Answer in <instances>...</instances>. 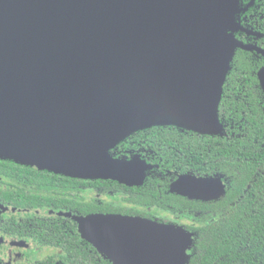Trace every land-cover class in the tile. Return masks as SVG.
Here are the masks:
<instances>
[{
    "label": "water",
    "instance_id": "1",
    "mask_svg": "<svg viewBox=\"0 0 264 264\" xmlns=\"http://www.w3.org/2000/svg\"><path fill=\"white\" fill-rule=\"evenodd\" d=\"M239 0H0V159L71 178L142 186L153 166L110 152L177 126L222 133ZM248 34H251L250 32ZM264 91V68L258 73ZM219 177L180 175L171 193L210 201ZM113 264H186L193 233L117 214L74 217Z\"/></svg>",
    "mask_w": 264,
    "mask_h": 264
},
{
    "label": "trees",
    "instance_id": "2",
    "mask_svg": "<svg viewBox=\"0 0 264 264\" xmlns=\"http://www.w3.org/2000/svg\"><path fill=\"white\" fill-rule=\"evenodd\" d=\"M258 20L264 31V17ZM261 43L264 47V40ZM263 68L264 56L236 50L218 107L221 134L204 135L177 126L157 125L131 134L111 150L116 158L127 155L124 151L128 149L142 154L143 150L146 151L148 162L143 160L153 168L145 172L142 186L128 187L116 181L71 178L3 159H0V177L17 181L28 178L41 184L40 176L50 184V187L45 185L41 188H58L62 183L65 193L79 184H93L101 190L125 191L129 196L127 200L140 206L160 202L174 207L187 206L190 209L188 216L196 224L185 226L193 233V245L188 251L186 264H264V91L258 76ZM130 140L134 146L130 147ZM178 174L219 177L226 186L225 193L210 201L172 194L171 182L177 179ZM32 175L36 177L32 178ZM13 198H17L18 207L53 204L52 201H44V197L28 194L20 187L16 196L10 199ZM59 205L78 210L82 217L95 211L141 214L116 206L91 208L82 204L77 208L68 200H62ZM180 209L184 208L181 206L176 210ZM64 234L60 241L64 251L62 260L51 258L30 264H113L85 240L78 229L67 228Z\"/></svg>",
    "mask_w": 264,
    "mask_h": 264
},
{
    "label": "flooded vegetation",
    "instance_id": "3",
    "mask_svg": "<svg viewBox=\"0 0 264 264\" xmlns=\"http://www.w3.org/2000/svg\"><path fill=\"white\" fill-rule=\"evenodd\" d=\"M239 1L241 11L236 15V21L242 27V30L234 33L235 38L244 44L255 45L264 50V47L261 45V42L264 40V31H262L263 26L258 20V18L262 19L264 17V0ZM249 32L251 34H248ZM255 53L262 55L258 52ZM129 144L130 147L134 146L132 140L129 141ZM124 152L127 155L122 158L129 159L128 155L141 160L146 158L145 150H143L144 154L135 149H128ZM180 175H177V179ZM31 177L34 178L36 175H32ZM38 179L41 181V184L28 178L17 181L16 179L2 180L0 177V264H30L51 258L55 261L63 259L64 251L61 248L60 241L65 235L64 233L67 228H75L79 231V225L74 217H82V215H80L78 210L66 209V206L60 207L59 204L62 200L74 202L77 208H80L82 204L91 206V208L93 206H116L118 208H125L133 213L140 212L144 214L95 211L91 212V214L89 213V215L117 214L141 217L162 224L183 227L196 224L194 219H190L188 216L190 209L187 206L175 205L177 208L181 206L184 208L180 210H176L177 208L172 205L168 206L165 203L163 205L162 202L147 207L140 206L128 201L127 198L129 196L125 191L115 193L113 191L101 190L93 184H79L74 189H70L65 193L62 183H59L58 188H41L45 185L50 187V184L43 177L38 176ZM177 179L171 183H174ZM18 187L25 190L28 194L38 195L41 198L44 197L46 198L44 201H52L53 204L48 203L47 205L42 203L36 207L30 205L28 207H18L16 205L17 198L10 199L12 196H16ZM165 207H169V209Z\"/></svg>",
    "mask_w": 264,
    "mask_h": 264
},
{
    "label": "rangeland",
    "instance_id": "4",
    "mask_svg": "<svg viewBox=\"0 0 264 264\" xmlns=\"http://www.w3.org/2000/svg\"><path fill=\"white\" fill-rule=\"evenodd\" d=\"M166 215H169V214H166Z\"/></svg>",
    "mask_w": 264,
    "mask_h": 264
}]
</instances>
